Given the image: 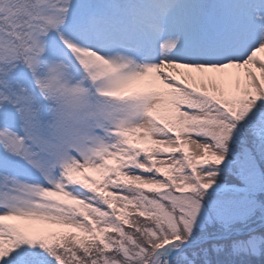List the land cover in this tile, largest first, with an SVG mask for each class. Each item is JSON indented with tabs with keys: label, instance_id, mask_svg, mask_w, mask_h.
Segmentation results:
<instances>
[{
	"label": "snow or ice",
	"instance_id": "snow-or-ice-1",
	"mask_svg": "<svg viewBox=\"0 0 264 264\" xmlns=\"http://www.w3.org/2000/svg\"><path fill=\"white\" fill-rule=\"evenodd\" d=\"M0 264H264V0H0Z\"/></svg>",
	"mask_w": 264,
	"mask_h": 264
},
{
	"label": "rangeland",
	"instance_id": "rangeland-1",
	"mask_svg": "<svg viewBox=\"0 0 264 264\" xmlns=\"http://www.w3.org/2000/svg\"><path fill=\"white\" fill-rule=\"evenodd\" d=\"M166 107V104H165ZM185 149L187 151H192L191 146L186 145ZM93 175H97V177L99 178V174L98 173H92ZM22 223L24 224H28L31 225L34 228H50V229H55L58 227L57 224H54L53 222L50 221H39V220H30V221H23Z\"/></svg>",
	"mask_w": 264,
	"mask_h": 264
},
{
	"label": "trees",
	"instance_id": "trees-1",
	"mask_svg": "<svg viewBox=\"0 0 264 264\" xmlns=\"http://www.w3.org/2000/svg\"><path fill=\"white\" fill-rule=\"evenodd\" d=\"M129 211H131V209H129ZM62 228H63V226H61V225H58V227H57V228H55V230H62Z\"/></svg>",
	"mask_w": 264,
	"mask_h": 264
}]
</instances>
